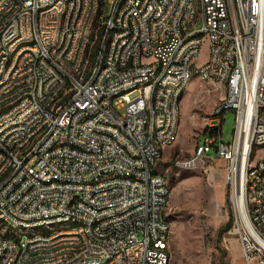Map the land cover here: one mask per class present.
Segmentation results:
<instances>
[{"label": "built area", "instance_id": "2783aa9c", "mask_svg": "<svg viewBox=\"0 0 264 264\" xmlns=\"http://www.w3.org/2000/svg\"><path fill=\"white\" fill-rule=\"evenodd\" d=\"M238 2L239 13L231 14L230 0H202L199 17H191L189 0H0V225L20 230V241L0 238V264H167L171 223L163 221L162 201L171 189L153 166L177 138L202 29L211 32L210 53L199 70L223 97L183 164L210 178L216 160L226 162L229 232L247 264L264 263V151L257 150L264 138V0ZM93 9L104 10L101 22H91ZM91 27L98 37L87 42ZM147 53L157 55L155 64L141 63ZM102 54L109 64L91 79ZM118 88L126 97H117ZM228 110L235 125L226 143ZM238 177L241 184L251 178L242 207ZM71 217L79 224L44 230ZM32 228L39 235L22 234Z\"/></svg>", "mask_w": 264, "mask_h": 264}, {"label": "rangeland", "instance_id": "374dc122", "mask_svg": "<svg viewBox=\"0 0 264 264\" xmlns=\"http://www.w3.org/2000/svg\"><path fill=\"white\" fill-rule=\"evenodd\" d=\"M209 53V39L204 36L194 64L198 67L205 64ZM222 97L218 85L204 82L198 75L192 77L180 101L177 138L163 149L155 166L166 177L171 189L165 209V216L171 222L169 264H247L237 236L225 227L229 221L232 224L234 216L232 188L226 182V162L217 159L216 175L210 178L202 167L183 164L192 161L198 141L204 139L206 122L221 104ZM234 119V111L228 110L222 126L226 143L233 138ZM256 163L257 159L251 162L252 165ZM4 233L10 230L2 227L0 234ZM22 234L28 237L32 232L23 231ZM252 264L264 263L256 259Z\"/></svg>", "mask_w": 264, "mask_h": 264}, {"label": "bare ground", "instance_id": "6f19581e", "mask_svg": "<svg viewBox=\"0 0 264 264\" xmlns=\"http://www.w3.org/2000/svg\"><path fill=\"white\" fill-rule=\"evenodd\" d=\"M190 3V12L191 17H199L201 13L202 0H189ZM230 13L238 14L239 13V2L238 0H230ZM104 19V10L93 9L91 15V22H101ZM195 27H203V18L195 19ZM207 36L208 39H211V32L209 29H202L201 39L199 40V51L198 54L193 57V62H188V73L192 78L194 75H198L202 80H205V72L200 71V67L194 64L195 59L200 55L201 46L203 43V37ZM98 37V27L89 28L87 34V42H94ZM18 50H29V43H18ZM146 59V61H144ZM93 61V53H86L85 62ZM157 62V55L154 53H147L141 55V63L144 64H155ZM109 64V54L101 55V64H96L94 67L89 70V77L91 79H98L101 73L103 72V65ZM78 75H85V68H78ZM117 97H126V88L117 89ZM181 101V97H180ZM148 106H155V98H148ZM181 110V105H180ZM181 114V113H180ZM208 121V120H207ZM62 142H70V135H62ZM155 142H163V133H155ZM259 148H264V138H262V143H257V150ZM162 155V151L159 154V158ZM153 173L156 176H159L160 179L166 180L168 186V180L164 175L159 173L155 166H153ZM106 179H113V172H106ZM133 182H141V175H133ZM243 187H251V178H243V184H241L240 177H238L237 193H236V202L237 205L243 206L245 203L244 189ZM170 195H165V198L162 201V210H164L163 221L164 223H171L168 218L165 216V209L168 204ZM68 209H75V201H68ZM6 223V216H0V224ZM76 224H79V217H71L69 219H58L55 224L53 223H44V230H50V232H61L65 230L66 227H72ZM2 227H7L10 230V233L0 234V238L5 236L8 237L9 241H20V230L17 225H0V230ZM171 232V230H170ZM32 235H39V228H32ZM170 233L168 238H166V245L169 244ZM170 257L168 258L167 264H169ZM7 264H18V259H10Z\"/></svg>", "mask_w": 264, "mask_h": 264}, {"label": "trees", "instance_id": "16d2710c", "mask_svg": "<svg viewBox=\"0 0 264 264\" xmlns=\"http://www.w3.org/2000/svg\"><path fill=\"white\" fill-rule=\"evenodd\" d=\"M230 226H231V221H229V223H227V224L225 225V227H226V230H227V229H229V228H230Z\"/></svg>", "mask_w": 264, "mask_h": 264}, {"label": "crops", "instance_id": "0c3cea01", "mask_svg": "<svg viewBox=\"0 0 264 264\" xmlns=\"http://www.w3.org/2000/svg\"><path fill=\"white\" fill-rule=\"evenodd\" d=\"M213 174H214V176L216 175V171H215V173L213 172Z\"/></svg>", "mask_w": 264, "mask_h": 264}]
</instances>
